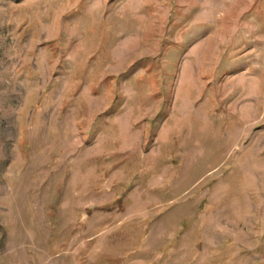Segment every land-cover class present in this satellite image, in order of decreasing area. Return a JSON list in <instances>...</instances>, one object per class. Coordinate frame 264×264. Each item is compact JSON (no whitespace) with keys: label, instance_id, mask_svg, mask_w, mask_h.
Instances as JSON below:
<instances>
[{"label":"rangeland","instance_id":"1","mask_svg":"<svg viewBox=\"0 0 264 264\" xmlns=\"http://www.w3.org/2000/svg\"><path fill=\"white\" fill-rule=\"evenodd\" d=\"M0 264H264V0H0Z\"/></svg>","mask_w":264,"mask_h":264}]
</instances>
